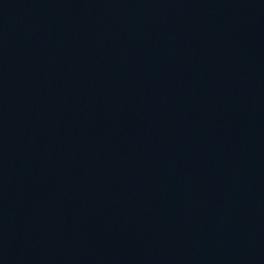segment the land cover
<instances>
[{
	"label": "water",
	"instance_id": "1",
	"mask_svg": "<svg viewBox=\"0 0 264 264\" xmlns=\"http://www.w3.org/2000/svg\"><path fill=\"white\" fill-rule=\"evenodd\" d=\"M0 264H264V0H0Z\"/></svg>",
	"mask_w": 264,
	"mask_h": 264
}]
</instances>
